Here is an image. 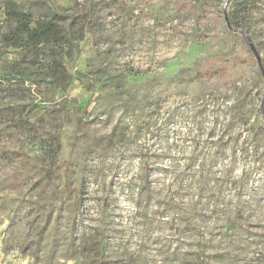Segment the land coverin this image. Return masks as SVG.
Returning a JSON list of instances; mask_svg holds the SVG:
<instances>
[{"label":"rangeland","instance_id":"1","mask_svg":"<svg viewBox=\"0 0 264 264\" xmlns=\"http://www.w3.org/2000/svg\"><path fill=\"white\" fill-rule=\"evenodd\" d=\"M126 9L62 89L0 42V264H264V0Z\"/></svg>","mask_w":264,"mask_h":264},{"label":"trees","instance_id":"2","mask_svg":"<svg viewBox=\"0 0 264 264\" xmlns=\"http://www.w3.org/2000/svg\"><path fill=\"white\" fill-rule=\"evenodd\" d=\"M29 1L32 4L28 9L5 1L0 42L6 48L21 51L19 65L22 66L15 75L22 77V72L26 71L28 77H40L56 89L68 86L71 75L66 64L73 63L85 35L93 30L100 31L108 19L127 17L126 8L130 4V0H84L82 4L77 2L65 9L49 0ZM210 63L211 60H205L193 80L224 76L227 64L211 69ZM262 109L264 111V105Z\"/></svg>","mask_w":264,"mask_h":264},{"label":"crops","instance_id":"3","mask_svg":"<svg viewBox=\"0 0 264 264\" xmlns=\"http://www.w3.org/2000/svg\"><path fill=\"white\" fill-rule=\"evenodd\" d=\"M2 4H0V21H2L4 19V7L1 6Z\"/></svg>","mask_w":264,"mask_h":264},{"label":"water","instance_id":"4","mask_svg":"<svg viewBox=\"0 0 264 264\" xmlns=\"http://www.w3.org/2000/svg\"><path fill=\"white\" fill-rule=\"evenodd\" d=\"M259 61V60H258Z\"/></svg>","mask_w":264,"mask_h":264}]
</instances>
